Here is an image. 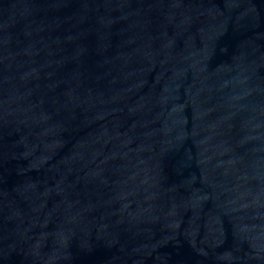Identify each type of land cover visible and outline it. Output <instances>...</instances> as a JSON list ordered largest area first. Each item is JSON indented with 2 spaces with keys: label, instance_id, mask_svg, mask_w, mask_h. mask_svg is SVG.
I'll return each mask as SVG.
<instances>
[{
  "label": "water",
  "instance_id": "95a60500",
  "mask_svg": "<svg viewBox=\"0 0 264 264\" xmlns=\"http://www.w3.org/2000/svg\"><path fill=\"white\" fill-rule=\"evenodd\" d=\"M0 264H264V0H0Z\"/></svg>",
  "mask_w": 264,
  "mask_h": 264
}]
</instances>
